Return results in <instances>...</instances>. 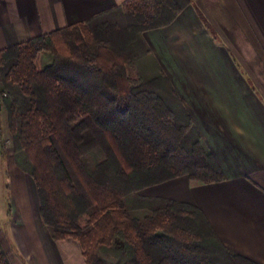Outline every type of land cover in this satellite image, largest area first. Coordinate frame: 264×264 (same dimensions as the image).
Returning <instances> with one entry per match:
<instances>
[{
  "label": "trees",
  "instance_id": "1",
  "mask_svg": "<svg viewBox=\"0 0 264 264\" xmlns=\"http://www.w3.org/2000/svg\"><path fill=\"white\" fill-rule=\"evenodd\" d=\"M195 1L127 0L0 51V153L6 128L42 224L85 264H249L196 207L138 195L181 176L190 187L224 179L142 37ZM0 264H12L1 239Z\"/></svg>",
  "mask_w": 264,
  "mask_h": 264
},
{
  "label": "crops",
  "instance_id": "2",
  "mask_svg": "<svg viewBox=\"0 0 264 264\" xmlns=\"http://www.w3.org/2000/svg\"><path fill=\"white\" fill-rule=\"evenodd\" d=\"M125 2L0 0V51L87 22ZM195 5L214 34L194 6H188L170 25L142 37L224 179L190 187L181 176L139 195L196 207L230 255L264 264V78L249 64L255 60L256 68L264 71V0H196ZM49 63L50 57L43 55L42 64ZM12 171L23 187L15 194L20 220H34V228L39 224L33 246L43 252L40 264H53L51 246L57 242L41 222L33 180L14 163Z\"/></svg>",
  "mask_w": 264,
  "mask_h": 264
},
{
  "label": "rangeland",
  "instance_id": "3",
  "mask_svg": "<svg viewBox=\"0 0 264 264\" xmlns=\"http://www.w3.org/2000/svg\"><path fill=\"white\" fill-rule=\"evenodd\" d=\"M196 9L197 7L195 10ZM204 21L208 26L207 30H210L214 34L215 30L213 27H211L209 22L205 19ZM248 54H250L248 55L250 58H253L251 55L252 52ZM48 57L50 56L48 55ZM249 64L252 65V72L256 75L259 73L264 78V71L260 70V68H256L255 60L251 61V63L249 62ZM256 79L258 80V78ZM261 88H263V86ZM2 115L1 113V119L3 118ZM1 142L4 143L3 147L5 151H3L2 154L0 153L2 155L0 158V239L13 264H40L39 257L43 256V252L40 253L35 249L36 245L33 246L34 237H32L33 232L36 233L39 229V224L36 222V227L34 228V220H31V222L29 217V219L20 220L21 216L19 217L18 215V209H20V207L15 194H19V191L23 190V187L19 186V183L17 184L12 171L14 149L11 138L6 132V128L2 131ZM27 210L26 208V211ZM23 216L26 217L27 212H25ZM51 250L53 264H85L79 246L74 241L57 242L55 245L52 244Z\"/></svg>",
  "mask_w": 264,
  "mask_h": 264
}]
</instances>
